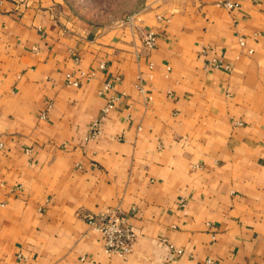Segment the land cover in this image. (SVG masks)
<instances>
[{
  "label": "crops",
  "instance_id": "obj_1",
  "mask_svg": "<svg viewBox=\"0 0 264 264\" xmlns=\"http://www.w3.org/2000/svg\"><path fill=\"white\" fill-rule=\"evenodd\" d=\"M222 1L98 25L0 0V264H264V0ZM109 209L136 232L125 257L89 222Z\"/></svg>",
  "mask_w": 264,
  "mask_h": 264
},
{
  "label": "built area",
  "instance_id": "obj_2",
  "mask_svg": "<svg viewBox=\"0 0 264 264\" xmlns=\"http://www.w3.org/2000/svg\"><path fill=\"white\" fill-rule=\"evenodd\" d=\"M240 0H224L222 4L228 9H234L239 6ZM161 18V17H160ZM144 41L147 46H153L156 42L155 31H147L144 33ZM241 45H245L244 39H240ZM251 51V50H250ZM252 52V51H251ZM211 63L216 67H224L230 70L232 64L224 63L222 59L214 57ZM105 65L101 64L100 68H104ZM67 83L70 85H79L78 79L74 78V75L67 74ZM110 91L109 101L107 106L103 109L106 113L114 108L115 103L120 99V95L116 93L114 85L112 83H105L101 90V93H106ZM101 124L100 121H95L92 124L91 131L88 135V139L96 138L101 134ZM90 223L93 225L94 229L100 234L101 239L104 244V249L108 254H118L120 256L129 255L136 244V232L133 227L128 222V217L118 211L109 210L105 213L98 215L97 217H92ZM182 250L178 249L174 251L173 255L181 254ZM171 257V258H172Z\"/></svg>",
  "mask_w": 264,
  "mask_h": 264
},
{
  "label": "rangeland",
  "instance_id": "obj_3",
  "mask_svg": "<svg viewBox=\"0 0 264 264\" xmlns=\"http://www.w3.org/2000/svg\"><path fill=\"white\" fill-rule=\"evenodd\" d=\"M67 1L78 15H81L83 18L87 19L88 21L98 25H111L125 19L126 17H128L129 15L135 12H138V10L143 6L145 0H67ZM109 210L118 211L115 209H109ZM90 221L91 218L89 222Z\"/></svg>",
  "mask_w": 264,
  "mask_h": 264
}]
</instances>
